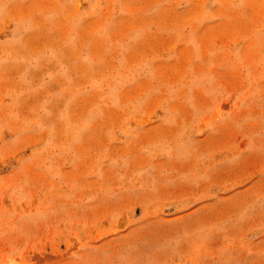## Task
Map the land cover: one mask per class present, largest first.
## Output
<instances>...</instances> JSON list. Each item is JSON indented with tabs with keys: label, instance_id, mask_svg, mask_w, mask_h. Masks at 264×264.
Returning a JSON list of instances; mask_svg holds the SVG:
<instances>
[{
	"label": "rangeland",
	"instance_id": "374dc122",
	"mask_svg": "<svg viewBox=\"0 0 264 264\" xmlns=\"http://www.w3.org/2000/svg\"><path fill=\"white\" fill-rule=\"evenodd\" d=\"M0 264H264V0H0Z\"/></svg>",
	"mask_w": 264,
	"mask_h": 264
}]
</instances>
